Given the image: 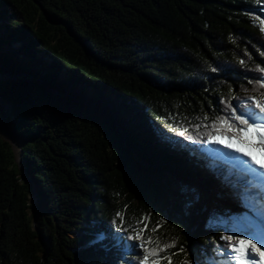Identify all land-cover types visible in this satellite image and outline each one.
Returning a JSON list of instances; mask_svg holds the SVG:
<instances>
[{"label":"trees","instance_id":"1","mask_svg":"<svg viewBox=\"0 0 264 264\" xmlns=\"http://www.w3.org/2000/svg\"><path fill=\"white\" fill-rule=\"evenodd\" d=\"M256 7L0 0V264H130L113 239L88 243L100 230L116 232L121 218L129 230L145 219V236L174 242L164 253L171 264L222 243L161 170L194 162L237 194L236 178L211 164L193 126L264 93L254 83L264 67Z\"/></svg>","mask_w":264,"mask_h":264},{"label":"snow or ice","instance_id":"2","mask_svg":"<svg viewBox=\"0 0 264 264\" xmlns=\"http://www.w3.org/2000/svg\"><path fill=\"white\" fill-rule=\"evenodd\" d=\"M256 6L254 11L258 14L251 15V20L254 26L258 22V30L264 34V18H261L264 9L261 8V0H256ZM2 26L3 22L0 21V27ZM260 55L264 56V51ZM256 69L260 75L254 83L264 89V67L257 65ZM252 83L253 81H249V84ZM228 107L230 113L227 118L218 117L208 124V117L205 116V124L193 127L197 132L196 139L206 137V143L223 145L238 154L237 168L240 174L234 187L244 211L228 215L225 222L219 219L222 215L220 212L212 210L206 227L211 231H220L218 240L222 243L217 244L212 251L202 248L198 255L193 252V259L185 260L183 264H264V93L259 96L248 95L237 107L231 104ZM201 127L206 131L200 133ZM168 130L173 131L171 128ZM188 131L185 127L178 135L183 136ZM116 216L120 217V213L117 212ZM111 223L115 225L116 220L113 219ZM138 223L141 225L139 228L132 226L129 230L124 224V218H121L116 232L111 229L100 230L88 243L102 245L103 241L113 239L131 254L128 258L130 264H162L164 261L171 264V257L164 253L175 247V243L162 244L159 240L154 241L151 236L144 235L149 228L145 219ZM179 251L184 249L181 247Z\"/></svg>","mask_w":264,"mask_h":264},{"label":"rangeland","instance_id":"3","mask_svg":"<svg viewBox=\"0 0 264 264\" xmlns=\"http://www.w3.org/2000/svg\"><path fill=\"white\" fill-rule=\"evenodd\" d=\"M214 146H223V145L214 144ZM170 167L174 169L177 168L178 170L177 169L176 170L180 172L182 170L180 167L176 166L175 164L170 165ZM181 173L184 174L183 171ZM204 173L206 172L204 171ZM206 175L208 174L206 173ZM172 186L181 193L182 203L189 208L190 213L197 219L198 221L197 224L199 225L207 224L209 214L212 212V210H217L218 212H220L222 215L219 217V219L225 222L228 215H236L244 211L243 207H241L240 200L237 198V196L234 195L235 193H232L231 195H227V196L224 195L219 196L217 197L218 199L215 200L214 203H212V202H208L207 198L205 199L203 195L200 196L198 192L193 191L192 188L190 189L187 188L183 183L176 181L173 178H172ZM230 196L235 197V199L238 200V204L237 201L235 203L231 201L228 198ZM192 259L193 256L191 253H189V255L183 259V261L185 260L191 261ZM162 264H167V262L164 263L162 262Z\"/></svg>","mask_w":264,"mask_h":264},{"label":"water","instance_id":"4","mask_svg":"<svg viewBox=\"0 0 264 264\" xmlns=\"http://www.w3.org/2000/svg\"><path fill=\"white\" fill-rule=\"evenodd\" d=\"M1 100V99H0ZM7 106V114L10 113L11 111V105L9 103H6ZM9 138L11 139V141L14 143L13 141V137L10 135ZM124 139H123V144L125 146L124 143ZM15 144V143H14ZM126 151V150H125ZM130 159H132V161L138 165V170H140L139 172H143L146 170V167L143 163H141L132 153L128 154ZM163 171L164 174H166L168 176V178L171 181V187L172 190L178 192L180 195L181 193L179 191H177L175 188H173L172 186V178L176 181H179L181 183H183L187 188L190 189V187H193L196 191H198V193L201 195H203L205 197V199L207 198L208 202H212L214 203L215 200H217L218 198L216 197V195H214L212 193V191L206 186V185H199L198 183H196L194 180L189 179L187 176H185L184 174H182L180 171H177L174 168H171L170 166H168L167 169H163L161 170ZM187 178V179H186ZM207 202V203H208ZM206 212V210H205ZM197 220V219H196ZM198 222V221H197Z\"/></svg>","mask_w":264,"mask_h":264},{"label":"bare ground","instance_id":"5","mask_svg":"<svg viewBox=\"0 0 264 264\" xmlns=\"http://www.w3.org/2000/svg\"><path fill=\"white\" fill-rule=\"evenodd\" d=\"M229 154L232 155V156H235V154L230 150L229 151ZM177 163V162H176ZM182 163V162H181ZM189 163V162H187ZM187 165V164H186ZM181 167V166H180ZM184 167V166H183ZM198 167V166H197ZM177 169V168H176ZM183 169V168H182ZM178 170V169H177ZM183 170H181L182 172ZM184 173L185 175L189 178V179H192L194 180L196 183H198L199 185H206V184H209V185H213V180L211 179L210 176L206 175V173H202V172H199L193 162V164H190V166H188L186 168V170H184ZM192 188L193 191H196L193 187H190ZM198 192V191H196ZM231 201H233L234 203L236 202V199L235 198H232L230 197L229 198Z\"/></svg>","mask_w":264,"mask_h":264}]
</instances>
